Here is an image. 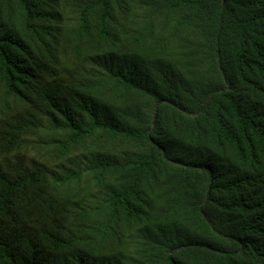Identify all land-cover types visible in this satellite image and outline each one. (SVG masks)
Returning <instances> with one entry per match:
<instances>
[{
    "label": "trees",
    "instance_id": "1",
    "mask_svg": "<svg viewBox=\"0 0 264 264\" xmlns=\"http://www.w3.org/2000/svg\"><path fill=\"white\" fill-rule=\"evenodd\" d=\"M0 264H264V0H0Z\"/></svg>",
    "mask_w": 264,
    "mask_h": 264
}]
</instances>
